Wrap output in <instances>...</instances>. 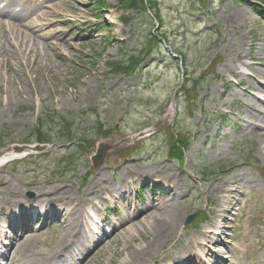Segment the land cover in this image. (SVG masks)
<instances>
[{"label":"rangeland","instance_id":"rangeland-1","mask_svg":"<svg viewBox=\"0 0 264 264\" xmlns=\"http://www.w3.org/2000/svg\"><path fill=\"white\" fill-rule=\"evenodd\" d=\"M54 1L57 2L58 0ZM202 1L205 0L200 2ZM221 1L224 7L218 12L211 16L198 14L196 18L207 21L200 26L204 30L208 29L211 33H222V44L217 48V51L224 52V60L222 61L224 64L218 66L216 73L225 79L231 72L224 66L232 65L235 61L238 62L240 58L247 59L249 53L252 58L249 61L246 60L248 63L256 62L257 66L264 63V22L258 20L253 11L251 14L245 10L243 4L234 7L235 2L233 0ZM107 2L111 8L109 7L110 11L107 13L109 19L105 18L104 21L106 24H110V29L101 34L102 36H96L95 39H84L79 37L77 28L71 29L68 24V19H75L74 11L78 13L83 22H90L91 19L93 22H101V19L95 16L97 15V11L93 9L95 1L60 0L57 9L63 16L55 18V20L67 21H61L55 28L48 31L54 29L59 33L54 42L67 39L69 43L72 42L75 46L65 47V55L63 56L54 54L46 48L40 50L38 54L47 57L38 59L34 65H29V72L25 64L18 66V62H15L18 59L13 54L15 58L13 57L12 61L16 65V69L9 73L8 77L11 79L5 81L4 84L0 78V134H3L8 148H10L11 143H22L30 128L37 124L40 117L43 119L53 118L58 123L72 113L71 119L74 121L77 114L97 106L98 114L96 117L83 118L74 125L75 129L79 128L78 140L86 136V141L69 145L64 140H60L59 143H55L49 156L28 161L20 167L19 173L12 170L4 171V167H0V170L3 171L0 172V182L10 179L13 183L15 182L25 188L24 182L31 179L34 173L31 170L35 171L36 176L41 173L37 170V161H47L46 167L49 169L56 165L53 162L56 158L77 151L82 155V162L74 166L71 174L67 177H60L59 174L50 175L48 173L44 183L46 184L45 181H48V186L54 187L52 189H64L67 186L76 193L82 187V182L79 179L87 170L91 169L93 178L102 173L113 183L114 171L118 169L120 177L118 182L114 183L117 186L125 171L135 167L138 172L140 169L144 172H139L138 175L137 171H133L126 177L131 180L130 186L134 192H137L145 182L158 181L157 174H169V179L175 184V191L171 196L173 201L169 202L168 206L173 205L176 208L178 217L176 221L174 220L175 222L169 223L171 227L175 228L172 231L165 230L161 247L154 249L153 255L160 256L174 240L179 238L182 240L186 233L184 227L186 218L194 211L199 209L212 211L215 209L217 213V210H222L223 208L219 206L220 202L217 198L222 196L219 200L224 202L229 200L234 208L230 215H225L231 221V226L227 232L228 237L231 238L233 235L231 227H233L234 221L238 227H241L233 236L237 242L235 245L237 252L234 256L236 261L233 262L232 259H229L231 260L230 264H264V240L258 242L257 239L258 237L264 239V190L248 182L254 179L259 182L264 180V154L262 153L264 144L262 139L255 133L252 134L251 131L246 132L244 125L238 127L239 119L232 118V115L228 116L227 122H224L223 125L222 114L219 112L222 110L219 99V91L221 92L222 89L218 87L217 82H211L212 79L205 84L202 92L201 99L208 96V99L203 103L204 108L202 109V105H200L195 116L190 117L184 100L181 105V101L178 99L176 68L168 67L165 62H162L163 58H160L161 55L158 53L146 63L150 69L142 77L129 79L121 75H108L105 63L113 59H123L125 55L123 51L125 50L137 51L146 40L147 28L140 23V20L145 19L140 15L132 21L128 17V22L123 23L120 18L121 12L112 10L117 7V0H107ZM159 5L165 14L167 28L176 30L177 26L181 25V20H178L179 9L183 8L180 0H159ZM204 7H209V1ZM210 10L209 7L205 11L209 12ZM182 12L184 11L182 10ZM173 15L176 19H173ZM228 15H232L231 22H227ZM177 22L178 25L175 26L174 24ZM43 33L45 35L46 32ZM105 47L106 50H104ZM103 50L105 52L99 56ZM238 54H240L239 57ZM201 55V50L198 53L191 51L188 65L190 63L192 66L193 60L194 64L197 63L195 59ZM208 59L207 61L205 59L198 60L197 67L200 68L202 64H207ZM73 64L78 67V71L72 68ZM93 64H96V68L92 69L91 65ZM231 68L233 73L239 72L235 64ZM202 72L203 70L199 71V75ZM79 75L82 77H78ZM207 84L209 85L206 87ZM34 86L37 88L36 90H33ZM232 88L239 95V99L248 96L242 95V89ZM7 92L10 96L4 100L3 97L7 96ZM130 97L132 99L128 100L127 98ZM225 99L230 101L229 97H225ZM172 100L176 101L179 107L181 105L180 114L177 117H175L174 112L168 116L169 108L166 107V103ZM234 107L236 110L233 112L236 114L245 111L236 104ZM209 118H212L213 121L205 127V122L208 121L205 119ZM100 120L107 127L116 128L115 134L111 138L92 139L90 137V130ZM148 124H154L155 127L161 129L171 126L177 131L191 133L193 137L192 147L187 153L184 165H179L164 156L167 147L164 137H161L159 143L147 144L142 151L143 153L141 152V155L135 157V160L117 162L121 151L132 148L131 145L138 143L137 135L133 133ZM59 135L60 132H57L56 137ZM102 143H107L111 149L105 163L99 169L94 170L92 157ZM248 144L251 145L248 147ZM247 147L252 152L251 158H249V162L253 165L252 168L246 167L244 163L248 162L245 157ZM80 148H84V150ZM120 148L121 150L118 152L117 149ZM109 165L116 167L113 169ZM221 166L227 168L226 178H216L211 181L208 179L203 184L200 183L198 175H200L201 169L218 171ZM239 169L244 174L239 178L242 185L240 193L233 194L229 191L233 189V184L230 185V188H226L228 192H223L222 183L226 179L231 181L237 179ZM169 170L171 172H168ZM244 180L247 181V184ZM45 190H47L46 187L43 191ZM243 191L245 192L242 194ZM149 192L150 190L144 189L141 198L148 199ZM165 201L167 199H159L157 202L163 204V202L166 203ZM166 211L165 209L159 210L157 212L158 218L160 216L165 218L167 216ZM153 218L157 217L154 216ZM153 218L148 220L145 218L137 222L121 235V239L119 237L120 243L114 244L117 259L121 260L131 251L138 250L153 237L152 228L155 224V221L151 220ZM249 233L254 235L251 241L247 238ZM62 235L60 229L42 234L40 239L35 241L37 256L44 254L49 250V247L52 248L53 245H56ZM33 237L35 236L30 238ZM189 250L190 248H182L185 256L189 255ZM202 255L205 257L204 253ZM101 256L99 259L93 260L94 264H100L99 262L108 264L109 258L103 257V260H100ZM147 264H150L149 261Z\"/></svg>","mask_w":264,"mask_h":264},{"label":"bare ground","instance_id":"bare-ground-1","mask_svg":"<svg viewBox=\"0 0 264 264\" xmlns=\"http://www.w3.org/2000/svg\"><path fill=\"white\" fill-rule=\"evenodd\" d=\"M10 30H14V33H16L17 37L20 39L21 48H22L23 53H25V58H27V62L31 61V54H29L30 53L29 50L26 49L24 51V48H26L28 45L34 42L35 35L29 32H26L24 33L25 34L24 36L23 33L21 32V31L24 32V29L17 27L16 24L14 23H12L10 27L5 26L0 23V31L8 32ZM2 39L4 41L0 42V46L2 48L7 49V46L9 44H8L6 35H2ZM24 39H28L29 44L27 43L26 45H24L25 44V41H23ZM47 46L49 49H51L50 45H47ZM0 58H1L0 62L4 61L3 67L7 72L13 71L15 69V66L12 61H10L9 59L5 60L4 56H0ZM263 106H264V103H263ZM256 110L258 111V114H259L258 117L264 123V108L256 109ZM257 127L258 129L255 128L254 126V129L260 131L259 135L263 137V143H264V124L257 126ZM3 190H5L6 192L2 194V197L6 196V198L9 200L13 198L14 194L20 193L12 181H9L8 189L3 188ZM234 191L235 192L239 191L238 186L237 188L234 189ZM43 193L52 198V202L48 204H50L53 207L55 200H63L65 198L68 199L70 191L68 189H62V190L43 191ZM35 203L39 204L38 200L35 201ZM1 206H4V205L1 204L0 207ZM157 208H158L157 205L152 204L150 207H148V210H150V213H153V215L149 214V215L143 216V217L147 216V220L149 218H153L154 216L157 217V218L151 219L155 221L154 222L155 224L153 223L154 228H152L153 237L149 241H146V244L144 246H141L138 250L130 253L123 260L121 261L119 260L120 262L116 260L117 253L112 254L109 259L110 264H117V263L118 264H146V262L152 256L153 250L156 249V247L159 246V244L161 243L165 230L172 231L175 228V227H171L169 223L175 222L178 217L176 214V211H177L176 208L172 206V208L166 207L167 216L165 218L161 216L158 218ZM62 210H63V217H66L68 219V224L66 225L67 228L65 231L66 235L58 243V248H56L51 255L47 256L45 258V261L42 262L41 255H40V257L32 264H77L78 260L81 261L83 264H89L88 260L86 259L83 260L84 256H82L79 253L82 251H90L89 249L90 240L88 239V236L85 233V230L79 233V229L75 226L78 218H77V212L75 211V208L72 205L71 201H69V203H67L66 206L62 208ZM148 210H146L145 212L147 213ZM79 222H80V219H79ZM149 223L150 221L148 222V224ZM74 230L76 231L77 235L71 236L69 233H71V231H74ZM3 231L4 230H2V228L0 227V259L2 260L8 259L9 262L12 263L14 260L17 259L16 254L22 252L21 258L26 260V253L24 251V248L22 247L23 243L21 244L20 235H19L16 247L15 245L12 247L13 250H15V254L10 257L8 255L2 254V251L4 249L10 247V245L7 242L9 238L3 234ZM117 232L118 230L116 231V233ZM116 235L117 234H115L113 238L114 240L110 241L111 240L110 239L109 241L105 243L99 244L97 247L98 250L95 251L94 253L96 254L98 251L103 252L106 245H108L111 248L112 242L118 240V238H116ZM72 239H75L76 242L72 241ZM26 240L30 241L29 238H27ZM27 251L28 253L30 252V258L33 259V257L36 255V250L32 247V245H29V247L27 248ZM23 261L24 260H22L21 264H23Z\"/></svg>","mask_w":264,"mask_h":264},{"label":"trees","instance_id":"trees-1","mask_svg":"<svg viewBox=\"0 0 264 264\" xmlns=\"http://www.w3.org/2000/svg\"><path fill=\"white\" fill-rule=\"evenodd\" d=\"M128 3L129 7H135L137 9H145L144 7V0H126ZM134 57L130 59V65L133 64ZM122 66V65H121ZM100 132L102 131V127L99 128ZM100 132H98L99 135H102ZM172 150L175 152H179V146L178 144H173L172 145ZM180 153V152H179Z\"/></svg>","mask_w":264,"mask_h":264}]
</instances>
